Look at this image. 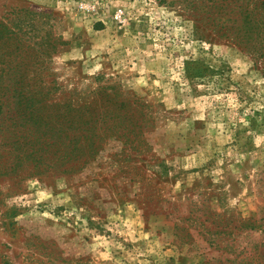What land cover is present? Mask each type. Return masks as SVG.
Returning a JSON list of instances; mask_svg holds the SVG:
<instances>
[{"label":"rangeland","instance_id":"374dc122","mask_svg":"<svg viewBox=\"0 0 264 264\" xmlns=\"http://www.w3.org/2000/svg\"><path fill=\"white\" fill-rule=\"evenodd\" d=\"M0 102V264H264V0H0Z\"/></svg>","mask_w":264,"mask_h":264},{"label":"trees","instance_id":"16d2710c","mask_svg":"<svg viewBox=\"0 0 264 264\" xmlns=\"http://www.w3.org/2000/svg\"><path fill=\"white\" fill-rule=\"evenodd\" d=\"M6 99H8V98L6 97ZM5 108H9V105H7L6 107H4L3 102H0V115L3 114Z\"/></svg>","mask_w":264,"mask_h":264}]
</instances>
